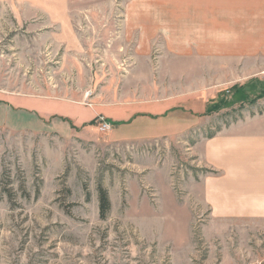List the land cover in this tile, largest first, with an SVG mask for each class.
<instances>
[{
  "label": "rangeland",
  "instance_id": "obj_1",
  "mask_svg": "<svg viewBox=\"0 0 264 264\" xmlns=\"http://www.w3.org/2000/svg\"><path fill=\"white\" fill-rule=\"evenodd\" d=\"M256 79L264 0H0V264H264V220L209 200L207 140ZM164 99L153 112L194 122L147 141H116L103 114L63 135L8 105Z\"/></svg>",
  "mask_w": 264,
  "mask_h": 264
},
{
  "label": "crops",
  "instance_id": "obj_2",
  "mask_svg": "<svg viewBox=\"0 0 264 264\" xmlns=\"http://www.w3.org/2000/svg\"><path fill=\"white\" fill-rule=\"evenodd\" d=\"M135 103H119L107 108L94 105L93 110L71 102H53L46 106L37 101L33 109L22 106L23 103L18 106L20 103L9 102L8 105L16 111H33V114L41 115L44 121L50 123L49 128L63 135L80 131L83 125L92 123L103 114L113 126L110 135L119 127L116 141L158 139L173 122L187 126L194 122L165 116L175 108L168 107L159 114L156 113L158 111L153 112L151 108L167 103L165 99L147 100L139 105ZM58 106L63 107L59 115L55 114L60 109ZM250 106L238 120L221 125L215 135L207 140L208 163L223 173L221 179L209 181V200L213 207L221 210V215L231 214L258 221L264 220V105L256 103ZM136 108L147 111L137 113ZM192 108L196 112L198 102ZM82 109L85 111L82 112Z\"/></svg>",
  "mask_w": 264,
  "mask_h": 264
},
{
  "label": "trees",
  "instance_id": "obj_3",
  "mask_svg": "<svg viewBox=\"0 0 264 264\" xmlns=\"http://www.w3.org/2000/svg\"><path fill=\"white\" fill-rule=\"evenodd\" d=\"M240 99H246V104L254 105L259 99L264 97V81L253 80L250 84H247L243 87ZM249 98L251 100H249ZM245 105V104H243ZM94 122H92L93 124ZM111 211V202L109 199L108 192L104 189L100 190V216L102 219H105Z\"/></svg>",
  "mask_w": 264,
  "mask_h": 264
},
{
  "label": "built area",
  "instance_id": "obj_4",
  "mask_svg": "<svg viewBox=\"0 0 264 264\" xmlns=\"http://www.w3.org/2000/svg\"><path fill=\"white\" fill-rule=\"evenodd\" d=\"M100 120V122L102 123L101 125V130L102 131H106V130H110V123H108L105 119H104V117L102 118V117H100L99 118ZM98 121V120H97Z\"/></svg>",
  "mask_w": 264,
  "mask_h": 264
}]
</instances>
